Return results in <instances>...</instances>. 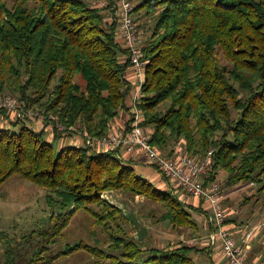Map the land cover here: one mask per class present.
Wrapping results in <instances>:
<instances>
[{"label":"trees","instance_id":"16d2710c","mask_svg":"<svg viewBox=\"0 0 264 264\" xmlns=\"http://www.w3.org/2000/svg\"><path fill=\"white\" fill-rule=\"evenodd\" d=\"M115 2L0 0V95L44 109L66 130L81 129L84 142L113 131L122 115L129 133L134 80ZM134 18L140 29L148 27L138 109L150 144L170 156L179 143L182 154L195 159L212 151L206 183H217L222 196L248 183L264 194V0H139ZM0 116L7 122L0 127V189L19 177L44 190L52 209L47 229L6 244L4 264H53L79 251L94 264H196L192 254L209 255L183 244L144 246L119 223L128 220L122 210L102 199L109 191L141 196L162 208L161 220L171 229H189L193 238L214 233L210 210L201 208L205 201L188 204L182 197L191 196L154 165L169 190L145 179L133 160L123 161L121 148L58 149L56 129L48 142L28 116L13 119L2 109ZM219 171L225 173L222 183ZM78 211L106 231L109 245L99 249L78 242L55 253Z\"/></svg>","mask_w":264,"mask_h":264},{"label":"rangeland","instance_id":"374dc122","mask_svg":"<svg viewBox=\"0 0 264 264\" xmlns=\"http://www.w3.org/2000/svg\"><path fill=\"white\" fill-rule=\"evenodd\" d=\"M103 2V0H101ZM139 2V0H137ZM103 4V3H102ZM135 20V18H134ZM143 23V21H142ZM138 24L136 23V26ZM152 26V24H151ZM144 28V29H143ZM140 30L143 32V40L145 38L144 31L148 29L147 26H143ZM148 36V35H147ZM82 83V80L79 79ZM135 89V88H134ZM131 93L129 95V101L131 99ZM22 108L26 112H34L33 114L40 113L47 117L53 114L45 113L44 109L34 110L27 107L26 103H22ZM7 112V111H6ZM124 114L121 113L120 115ZM16 115L11 114L14 119ZM127 116H129L127 114ZM121 123L116 120L113 124V131L121 130L126 123V116L119 117ZM118 118V119H119ZM30 126L36 131H44L46 134V140L48 142L54 141L53 130L56 129L59 132L60 137L57 141L58 149L64 145L68 146H84L85 142L83 136L80 134L81 129H68L66 130L61 125V130H58L55 125L52 126L39 119L31 118ZM129 120V117H128ZM56 121V120H55ZM123 121V122H122ZM7 126L5 119L0 116V125ZM3 126V127H4ZM124 129V128H123ZM80 130V131H79ZM109 134V133H108ZM105 135L104 137H106ZM103 138V137H102ZM100 139V138H98ZM90 146V145H88ZM182 147L181 144H176L175 147ZM95 151V147L91 146ZM123 161L133 160L136 164L134 167L136 171L141 174L145 179L153 183L158 189L162 191L169 190L170 185L162 178V176L150 166V164L142 157H130L120 155ZM136 158V159H134ZM144 159V160H143ZM250 184V183H248ZM250 187V191L254 190V199L250 203L245 204L246 210L242 212V215L246 216L247 221L250 219V215L254 216L255 223L246 225L249 231L254 224L260 225L257 230H254V239L256 246L260 248V251L256 253L254 258H258L259 262L264 261V194L257 195V186L254 184ZM102 199L109 202V204L118 207L122 210L125 217L128 218L127 222L119 221L125 231L128 232L130 237H133L135 241L140 242L146 247H153L158 249H168L180 245L195 246L199 249L203 246L202 237L193 238L189 229H171V227L161 220L163 210L156 203L149 201L141 196L130 198L129 196L120 192H104L101 195ZM248 195L244 196L243 200L248 199ZM185 200H189L188 197H183ZM246 201V200H245ZM241 201L239 200V203ZM258 203V206L256 207ZM189 204V202H188ZM122 206V207H121ZM52 209L46 203V192L41 188L23 181L19 177H12L7 181L0 189V264H4V252L6 244L14 238L19 239L23 235H26L32 230L47 229L50 226L48 222ZM237 215V212L236 214ZM12 239V240H11ZM109 235L102 229V227L84 211H78L70 224L64 231L62 239L59 241L58 246L54 247L55 253L60 251L65 245H71L75 243H83L91 247L99 249H106L109 245ZM196 240H199L195 242ZM258 241V242H257ZM255 246V244H254ZM240 247V246H239ZM203 250V249H202ZM192 258L196 264H208V253L192 254ZM250 261L249 259H247ZM95 259L91 257L85 251H79L77 253L64 256L54 262L53 264H94Z\"/></svg>","mask_w":264,"mask_h":264},{"label":"built area","instance_id":"2783aa9c","mask_svg":"<svg viewBox=\"0 0 264 264\" xmlns=\"http://www.w3.org/2000/svg\"><path fill=\"white\" fill-rule=\"evenodd\" d=\"M116 21L118 24L119 37L129 52V60L134 80V91L131 92L130 104L132 105L133 123L132 129L127 133L125 129L109 132L103 138H88L86 143L94 146L96 151L110 152L121 148L122 156L135 155L144 158L149 164L157 167L161 173L170 179L177 187L186 194L196 199H203L211 214L210 221L215 224L216 230L209 236L212 243L219 242V247L226 256L229 264H264L263 262H249L245 252L239 247L230 229L227 227L225 212L220 187L217 183L207 184L208 171L211 167L212 151L202 159H195L182 154L180 147L169 155H163L150 144L149 136L139 126L141 112L138 109L142 95V86L145 82V62L143 61V32L136 26L134 12L137 0H116ZM21 101L11 96L0 95V109L14 115L23 114L29 118L45 120L61 130L57 118L52 115L34 112H26L22 108ZM56 120V121H55Z\"/></svg>","mask_w":264,"mask_h":264},{"label":"crops","instance_id":"0c3cea01","mask_svg":"<svg viewBox=\"0 0 264 264\" xmlns=\"http://www.w3.org/2000/svg\"><path fill=\"white\" fill-rule=\"evenodd\" d=\"M16 117V116H14ZM118 121V123H121V119L117 118L116 119ZM127 120V119H125ZM123 122V121H122ZM4 125L1 123L0 127H3ZM145 131V130H144ZM146 133V131H145ZM126 157V155H123ZM130 157H134V156H130ZM136 159V158H134ZM137 160V159H136ZM144 160V159H143ZM221 183L225 180V173L223 171H219L217 176H216ZM253 184H239L236 185L232 188H230L229 190H226L225 192H223V208L225 210V212L227 213V227L230 229L229 231H231L232 236L235 239V242L238 246H240L243 251L245 252V256L247 259L250 260L251 263L253 262H257L259 261L258 258H254V256H256V253L260 251V248L256 246V241L254 239V230H257L259 228L260 225L258 224H254L252 226V228L247 231L249 224H252V222H254L256 219L254 216L250 215V219H248L249 221H247L246 216L242 215V212L244 210H246V207H244L245 204H248L245 200H243L244 196L248 195L250 197H253V192L254 190L250 191V187ZM183 197H186L183 195ZM182 197V198H183ZM188 197V196H187ZM189 200H187V203L189 202V204L194 205V206H199V199L196 198H192V197H188ZM239 200L241 201L239 203ZM258 206V203L256 205V207ZM202 209L204 210H208V206L205 203L204 205L201 206ZM237 215H233L234 213ZM211 214V212H210ZM201 219V218H200ZM199 219V220H200ZM255 223V222H254ZM206 226V223H204ZM203 224V226H204ZM211 235V234H210ZM203 236L202 237V243L203 246H201V249H206L209 251V255L208 257L210 258V261L213 264H229L228 260L226 258V256L223 254L222 249L219 247V242H214L212 243L209 239V236ZM199 240H196L195 242H197ZM258 242V241H257ZM255 244V246H254Z\"/></svg>","mask_w":264,"mask_h":264},{"label":"bare ground","instance_id":"6f19581e","mask_svg":"<svg viewBox=\"0 0 264 264\" xmlns=\"http://www.w3.org/2000/svg\"><path fill=\"white\" fill-rule=\"evenodd\" d=\"M122 207V206H121Z\"/></svg>","mask_w":264,"mask_h":264}]
</instances>
